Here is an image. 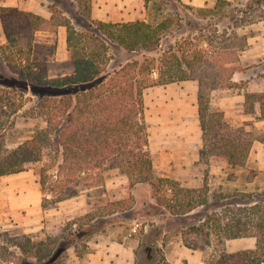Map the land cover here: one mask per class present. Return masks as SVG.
<instances>
[{
  "label": "rangeland",
  "instance_id": "374dc122",
  "mask_svg": "<svg viewBox=\"0 0 264 264\" xmlns=\"http://www.w3.org/2000/svg\"><path fill=\"white\" fill-rule=\"evenodd\" d=\"M191 1L151 0L147 4L145 0H92L93 20H145L153 24L167 20L171 26L153 51L128 53L108 41L111 60L107 71L88 83L33 85L15 74L0 54V96L3 102L22 105L16 113L2 112L5 124L0 139H5L3 147L14 149L45 126L39 108L32 111L42 98L75 95L79 89L108 78L126 62L159 58L164 52L179 56L182 63L180 56L188 50L195 61L193 78L145 90L149 150L155 179L171 178L189 188L207 186L209 200L187 216H173L157 203L150 182L132 184L125 174L111 169L98 183H82L76 196L45 206L38 165L0 176V232L27 234L35 240L53 235L59 242L60 248L46 262L20 260L21 252L12 247L16 256L20 255L15 259L20 264H109L110 259L114 264H205L204 259L215 249L232 253L256 248L254 236L227 239L224 246L214 244L206 251L189 245L203 244V236L191 227L199 225L207 214L220 213L226 221L228 209L241 215L245 212L238 207L264 204V143L253 142L242 165L201 159L203 141L197 110L200 84L209 89L216 80L217 87L209 95L214 118L222 113L223 121L235 130L250 123L246 130L254 134L264 131V120L257 122L245 105L247 92L264 91V0H225L216 9L217 0H201L200 5ZM0 6L18 7L46 18L52 16L55 6L78 31L95 30L78 13L75 0H0ZM6 42L0 22V48ZM66 46L64 26L56 32L42 30L33 35L31 59L47 63L51 81L75 72ZM245 195L254 200L249 202ZM89 225L94 230L92 237H78V231Z\"/></svg>",
  "mask_w": 264,
  "mask_h": 264
},
{
  "label": "trees",
  "instance_id": "16d2710c",
  "mask_svg": "<svg viewBox=\"0 0 264 264\" xmlns=\"http://www.w3.org/2000/svg\"><path fill=\"white\" fill-rule=\"evenodd\" d=\"M75 1L78 13L89 20V27L94 31H78L55 6H52L54 13L50 18L18 7L0 6V22L7 39L0 48V54L15 74L33 85L64 87L88 83L107 71L111 60L108 41L118 44L128 53L153 51L159 47L163 33L171 26L167 20L154 24L145 20H93L92 0ZM145 1L148 4L151 0ZM224 2L217 0L214 9ZM209 10L213 11V8L199 11ZM61 26L66 27L67 56L74 62L75 72L70 77L51 81L47 78V63H36L31 59L32 40L36 31L56 32ZM187 52L180 59L183 57L182 63L189 66L190 71L183 68L179 56L168 51L159 58L126 62L113 70L108 78L90 88L79 89L75 95L42 98L32 111L39 108L45 121L44 127L37 128L29 139L14 149L3 147L5 139L1 137L0 176L38 165L45 206L76 196L82 183H98L111 169H118L132 184L150 182L157 203L173 216H187L198 207L207 205V186L206 189L189 188L171 178L155 179L149 150L145 90L193 78L195 61ZM216 85L215 80L209 89H204L201 84L199 87L198 114L203 141L199 156L201 159L242 165L253 142L264 143V131L254 134L246 130L245 126L250 123L235 130L223 121L222 113L215 119L209 95ZM245 105L247 113L255 120H264V91L247 92ZM21 108V104L3 102L1 95L0 129L5 124L2 112L12 110L16 113ZM247 197L249 202L254 200L251 195ZM237 209L245 213L239 215L233 208L228 209L229 215L226 213L224 216L226 221H222L220 213L207 214L199 225L191 227L203 236V244H191L189 247L206 251L214 244H225L227 239L254 236L257 239L256 248L232 253L225 248L219 249V252L215 249L209 259H204L205 264H264V204L258 202ZM93 231L89 225L78 231V237L87 240L92 237ZM12 247L21 252L20 260L33 258L39 262L50 260L60 248L58 239L53 235L35 240L27 234L12 236L8 231H2L0 264H20L15 260L20 255L16 256Z\"/></svg>",
  "mask_w": 264,
  "mask_h": 264
},
{
  "label": "crops",
  "instance_id": "0c3cea01",
  "mask_svg": "<svg viewBox=\"0 0 264 264\" xmlns=\"http://www.w3.org/2000/svg\"><path fill=\"white\" fill-rule=\"evenodd\" d=\"M191 2H197L198 5L201 4V0H192ZM197 96H198V94H197ZM144 98H145V97H144ZM197 106H198L197 110L199 111L198 100H197ZM145 113H146V112H145ZM253 117H254V116H253ZM198 118H199V114H198ZM254 119H255V118H254ZM258 121H261V120H257V122H258ZM10 175H12V174H10ZM10 175H7V176H10ZM1 177H2V176H1ZM109 264H114L113 261H112V259L109 260Z\"/></svg>",
  "mask_w": 264,
  "mask_h": 264
}]
</instances>
